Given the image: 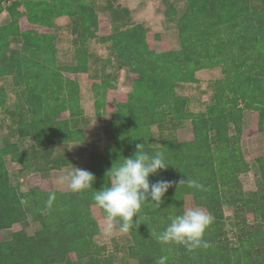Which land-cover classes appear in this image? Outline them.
Listing matches in <instances>:
<instances>
[{
  "label": "trees",
  "instance_id": "trees-1",
  "mask_svg": "<svg viewBox=\"0 0 264 264\" xmlns=\"http://www.w3.org/2000/svg\"><path fill=\"white\" fill-rule=\"evenodd\" d=\"M9 1L0 0V14L8 13L0 24V78L11 76L16 97L9 108L0 87V108L15 125L19 142L30 138L32 144L22 147L0 134V230L19 226L9 239L0 238V264H110L93 239L98 221L107 218L93 195L110 186L107 172L132 157L137 144L149 154L162 151L169 164L150 175V184L166 180L172 186L159 206L150 200L142 204L139 220L128 231V255L134 261L127 264H156L161 256L168 258L166 264H264V158L254 160V191L245 194L239 177L252 168L241 141L264 132V0H186L175 17L179 49H171L160 33L140 23L125 26L127 7L106 5L113 26L102 34L98 11L85 0ZM162 1L165 17L173 18L168 0ZM61 16L72 19L80 36L71 65L58 64L52 30L34 27L52 29ZM21 17L32 26L23 29ZM94 38L108 43L110 53L101 58V75L90 79L95 115L106 119L110 140L90 152L84 170L95 176L92 188L72 192L32 186L22 191L10 180L6 157L25 171L58 170L70 160L57 146L83 139L79 85L65 73L87 72L86 45ZM107 66L114 71L106 72ZM213 66H221L222 77L214 83L212 103L203 112L189 111L177 85L197 82L196 73ZM124 67L136 77L130 91L119 92L115 74ZM64 112L67 117L62 118ZM185 120L191 122V140L171 136L152 145L153 126L162 132ZM187 180L202 188L189 187ZM225 204L234 209L232 237ZM189 207L213 217L203 236L209 246L188 251L181 244L159 242L157 236L171 219Z\"/></svg>",
  "mask_w": 264,
  "mask_h": 264
},
{
  "label": "rangeland",
  "instance_id": "rangeland-1",
  "mask_svg": "<svg viewBox=\"0 0 264 264\" xmlns=\"http://www.w3.org/2000/svg\"><path fill=\"white\" fill-rule=\"evenodd\" d=\"M12 1V0H10ZM10 1L7 3L9 4ZM93 3L95 9L98 11L99 30L102 34L111 32L113 24H111V15L106 10V5L111 4L114 7H127L130 10L129 16L126 17V25L131 26L135 24H142L144 27L152 32L160 33L162 40L167 42L171 49H179L180 39L175 26V17L180 16L186 7V0H168V5L175 11L173 18L165 17V4L162 0H85ZM8 18L7 11L0 14V24L4 23ZM20 24L23 29L32 25L27 22L25 17L20 18ZM115 24V23H114ZM73 21L67 16H61L55 19V24L52 29L44 26H34L38 30L53 32L55 36V46L57 49V60L60 65H71L76 62L75 48L79 45L80 36L73 28ZM121 26V25H120ZM123 27V26H122ZM13 47H19L18 44L13 43ZM88 52L90 54L88 60L87 72L65 73L66 76L74 78L79 85V106L82 110L79 127L83 131V139L79 142L69 143L66 147L58 145L56 151L69 157L70 162L58 169L57 171H25L22 165L14 162L6 157V166L9 170L10 180L17 185L20 190L26 191L32 186H38L43 190H47L51 186L59 187L63 190L69 189L67 184H61L59 177L76 167L84 169L90 161V152L101 150L104 146L109 144L110 138L106 132V119L99 118L95 115L94 108V92L91 89L90 79L94 76H100L103 62L101 58H106L110 55L108 51V43H101L98 39H90L87 43ZM156 49L160 50V43L156 44ZM114 71L109 66L106 72ZM115 74V73H114ZM116 86L119 92H127L131 90V82L136 75L129 73L126 67L116 71ZM197 82H183L182 87L177 89V93L187 97L186 107L189 111L194 113L203 112L207 106L213 101L214 83L222 77L221 66H213L202 69L196 73ZM181 84V83H180ZM179 85V84H178ZM177 85V86H178ZM0 87H3L6 92L7 106L13 108L16 97V90L13 86L11 76H4L0 78ZM62 118L67 117V112L62 113ZM86 119V120H84ZM0 122H3L0 127V134L8 136L12 141H18L17 131L15 125L9 118L4 109L0 108ZM165 128V127H164ZM152 145H160L161 141L166 137L174 136L180 141L191 140L193 138V131L190 120H185L177 128H165L162 132L158 126L152 127ZM234 131H231V134ZM22 147H28L32 144L30 138L19 142ZM243 148V155L245 161L252 165V168L245 173L239 174L243 190L246 193L252 192L256 189L255 182V168L253 166L254 160L258 157L264 158V132L254 133L253 135L241 141ZM48 186V187H47ZM224 214L226 216V228L229 236H233L235 226L233 222L234 209L230 204L224 205ZM109 221L107 218L98 221L99 231L94 236V242L100 246V256L102 258L108 257L110 264H127L132 260L128 255V247L131 244V237L128 232L120 230L119 222L114 224L111 230H108L107 225ZM39 226V225H38ZM14 225L10 232L17 229ZM9 236V231L0 230V238L5 239ZM74 258L75 255L72 254Z\"/></svg>",
  "mask_w": 264,
  "mask_h": 264
},
{
  "label": "clouds",
  "instance_id": "clouds-1",
  "mask_svg": "<svg viewBox=\"0 0 264 264\" xmlns=\"http://www.w3.org/2000/svg\"><path fill=\"white\" fill-rule=\"evenodd\" d=\"M136 152L130 158L113 167L107 172L110 186L98 190L93 195L94 202L101 207L109 221L107 228L111 230L116 222L120 223V230L128 232L139 220V212L145 201H154L159 206L162 197L172 186V182L159 180L149 181L150 175H156L166 169L169 164L162 151L149 154L143 151V144L136 145ZM61 184H67L72 192H82L92 188L95 176L90 171L76 167L59 178ZM184 182L182 180L180 183ZM189 187L202 188L196 180H187ZM55 194L49 195L51 205ZM133 217H138L134 222ZM213 217L202 208H187L183 214L171 219L168 226L157 236L162 244L176 243L183 245L188 251L201 246L207 248L208 242L203 239L207 227ZM166 256L157 259L156 264H166Z\"/></svg>",
  "mask_w": 264,
  "mask_h": 264
},
{
  "label": "crops",
  "instance_id": "crops-1",
  "mask_svg": "<svg viewBox=\"0 0 264 264\" xmlns=\"http://www.w3.org/2000/svg\"><path fill=\"white\" fill-rule=\"evenodd\" d=\"M129 9V8H128ZM130 11V10H129ZM185 83H187V82H185ZM182 84H184V83H179V85L177 86V89L179 88V87H182ZM177 89H176V91H177ZM49 171H54V170H49ZM57 171V170H56ZM43 172V171H42ZM48 187V186H47ZM54 188H58V189H61V188H59V187H56V186H51L50 188H47V190L45 189V191H50V190H52V189H54ZM42 189V188H41ZM43 190V189H42ZM61 190H63V189H61ZM6 231H9V236L8 237H6L5 239H9L10 238V236H11V233L12 232H10V229H5ZM4 231V230H3Z\"/></svg>",
  "mask_w": 264,
  "mask_h": 264
}]
</instances>
